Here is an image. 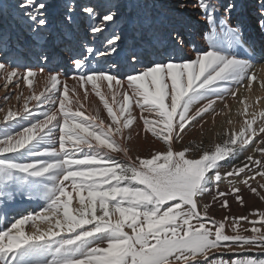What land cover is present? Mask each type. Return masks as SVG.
<instances>
[{"label": "snow or ice", "instance_id": "1", "mask_svg": "<svg viewBox=\"0 0 264 264\" xmlns=\"http://www.w3.org/2000/svg\"><path fill=\"white\" fill-rule=\"evenodd\" d=\"M259 3L264 17V0ZM53 7L44 0L20 5L37 35L47 28ZM168 7L180 21L157 28L161 34L152 52L125 47L113 33L103 40V50L88 46L72 59L70 77L43 66L21 72L0 60L3 88L27 89L15 97L6 92L4 103L17 104L6 112L0 108V215L8 216L17 196L44 202L41 210L15 215L0 229V264H264V258H223L224 253L264 254V210L227 214L231 201L247 207L245 193L264 201V111L257 123L255 111L247 118L245 105L239 130H228L211 150L182 145L186 130L215 113L217 101L236 98L241 88L255 90L253 62L238 54L245 41L242 28L232 23L237 5L228 3L222 16L212 0H175ZM190 7L207 23L201 29L208 47L194 58H177ZM76 11L75 5L65 7L69 22ZM79 11L94 22L88 29L93 37L117 20L111 8L100 14L85 4ZM6 47L0 36V52ZM153 54L159 59L148 60ZM102 57L111 59L107 69L89 68ZM39 59L50 63L47 54ZM124 66L132 71L123 72ZM134 127L161 147L132 158L124 141ZM121 153L123 160L116 156ZM240 157L239 165L221 172L222 162ZM225 181L228 190L221 191ZM205 194H211V203H202ZM216 205L226 213L220 220L210 215Z\"/></svg>", "mask_w": 264, "mask_h": 264}, {"label": "bare ground", "instance_id": "2", "mask_svg": "<svg viewBox=\"0 0 264 264\" xmlns=\"http://www.w3.org/2000/svg\"><path fill=\"white\" fill-rule=\"evenodd\" d=\"M187 2L192 3L194 0H187ZM212 2L221 9L218 16L223 15V8L228 3L237 5L232 12V23L233 25H239L243 30L244 41H247L244 46L249 52H252V72L255 73L254 70L261 66L258 62L264 61V53L260 51L262 48L260 46L264 42V29L260 27V20L264 17L260 14L259 0H212ZM22 3L23 0H12L11 2L0 0V8H2V11H0V36H3L7 43V47L4 48L3 52H0V60L18 66L21 72L28 67L39 69L43 66L46 70L55 68L70 77L73 74L72 59L80 58L88 46L103 50V40L113 33L121 35L125 47L136 46L152 52V43L161 34L157 31V28L161 25L166 28L180 21V18L172 16L168 7L174 4L175 0H117L115 5H119V7L117 8L114 5L115 9H113L117 12L116 23L111 24L103 35L93 37L88 29L94 22L81 13L79 9L82 4L86 3L96 6L97 11L103 14L108 10L105 8L101 10L99 7L101 3H96L95 0H48L46 3L54 6L50 9L49 24L41 35H37L30 30V21H27V18L22 15L23 9L20 8ZM67 5H75L76 9L78 8L70 22L64 14ZM195 12L196 10L190 7L183 18L181 31L183 32L185 44L179 46L180 51L177 52V58H194L196 51L205 50L208 47L205 32L201 29L202 25L207 27V23L199 15H195ZM210 34L211 29L208 28L207 35L210 36ZM41 36L45 39H42ZM43 54L49 56V64H41L39 58ZM16 57H19L18 62L15 60ZM147 59L156 60L159 57L153 54ZM117 60L122 66L124 65L123 56L118 57ZM110 63V58L102 57L99 62L91 61L89 68L107 69ZM146 63L145 60L144 63L137 64V70L144 68ZM122 71L126 73L132 71V69L124 66ZM61 79H64V76ZM69 82L74 83L71 79L68 80ZM39 83L35 85H39ZM2 85L3 81L0 80V108H4L6 112L9 107L17 104L15 99L10 104L6 105L4 103L3 97L6 92L15 97L21 90L26 95L27 89L23 85H21V89H14L10 85L9 89L6 90ZM254 86L258 89L261 88L258 79L254 82ZM241 89L243 90V88ZM242 90L241 93L244 91ZM256 94H259V91ZM23 103L24 101L21 99L19 105L22 106ZM248 103L249 107H253L254 104ZM29 106L31 107V104ZM32 205L27 209L25 203H20L19 210L12 212V217L7 220H12L16 213L27 212L31 210L30 208L33 209L32 211H36V208L39 207L36 200ZM6 222H0V229L7 226Z\"/></svg>", "mask_w": 264, "mask_h": 264}, {"label": "rangeland", "instance_id": "3", "mask_svg": "<svg viewBox=\"0 0 264 264\" xmlns=\"http://www.w3.org/2000/svg\"><path fill=\"white\" fill-rule=\"evenodd\" d=\"M4 1L11 2L12 0H4ZM46 1L48 0H44V2ZM95 2L101 3V5L99 6L101 10L103 8L107 10L111 8L113 10L115 9L114 5H115V2H117V0H95ZM85 4H82V5H85ZM246 42L247 41H245V44ZM207 45H208V42H207ZM260 47H262L260 51L264 53V42L261 44ZM238 54L244 58L251 59L253 57V55L251 56L252 52H249L245 46L238 50ZM258 63L261 66L254 70L255 71L254 74L256 75L257 79L261 81V80H264V61H260ZM68 84L69 86H71L73 83L71 84V82H69ZM35 88L38 89V90L36 89L37 92L42 90L43 82H40L39 85H35ZM254 89L255 90L252 93H248L247 91H245V89H243L244 91L240 89L238 96L236 98L229 95L228 97L225 98L224 101H217L216 105L214 106L215 113H211V112L206 113L203 119L200 120L199 123L194 122L193 125L190 126L186 130V132L184 133V140L182 142V145L193 147V148L199 145L205 149L211 150L215 146V144L222 143L223 140L226 138L225 133L228 130H233V131L239 130L241 124L243 123V120L246 118L241 113L245 109V105H249L248 102H250L251 104H254L255 107L248 106L247 112L249 113V115L247 116V118L251 119V113L255 111L257 114V123H259L261 119V117L259 116V112L264 111V89L262 88L258 89V88H255V86H254ZM241 90L243 91V93H241ZM257 91H259V94H256ZM239 96L242 98L240 99ZM249 96L251 97L250 100L248 99ZM257 97L261 98L259 102H257V99H256ZM94 99L96 100V103L98 104L99 103L98 98H94ZM240 100H244V103H240L239 102ZM225 104H227V107H225ZM99 106L102 109V105H99ZM197 106H194V108ZM92 111L94 114V108H92ZM104 115L106 116V113H104ZM229 120L232 121L231 124L228 123ZM24 123L27 124L28 122L26 121ZM0 127H2V125H0ZM128 136L129 138L124 141V146L127 147L128 153L132 158H135L136 156L147 157L149 156L150 153L155 152L157 149L161 147V144L155 141V139L152 138L150 134H148V138L145 139V133L141 130L140 127H134L133 129L129 130ZM182 145L178 143L176 145L177 149H181ZM116 156H117V159H121V160L125 159L122 153L116 154ZM28 159L31 160L34 158H28ZM242 159L243 157H240L231 162H222L224 164V167L221 169V172L229 170L232 164L239 165ZM220 190L221 191L228 190V185L226 181L221 184ZM245 199L247 201V207L240 208L237 206V204L234 201H231V213H227V214L240 216V215H247L250 211H253V210H264V201H260L258 197H253L250 193H245ZM36 201H37V204L39 205V207L36 208L37 209L36 211H39L42 209L44 202L42 200H36ZM33 202L34 200H21V198L17 196L15 206L9 211L8 216L5 217L3 215H0V222L7 221L6 225L9 226L11 220L8 221L7 219L12 217L11 216L12 212L19 210L20 203H25L26 204L25 207L27 208V207H32ZM203 202L211 203L212 202L211 194H205V196L202 198V203ZM30 209L31 210H28L27 212H32L33 209L32 208ZM27 212L26 211L21 212V214H24ZM19 214L20 213H16L14 214V216L19 215ZM225 214H226L225 211L220 209L219 205H216L213 209L210 210V215L213 216L217 220H220ZM244 226L250 227V225H246V224ZM26 230L30 231L31 230L30 226H28ZM238 257H249V258H254L258 260V259L264 258V254L256 252V251L239 253V254H236V253H224L223 254L224 259H231V258H238Z\"/></svg>", "mask_w": 264, "mask_h": 264}]
</instances>
